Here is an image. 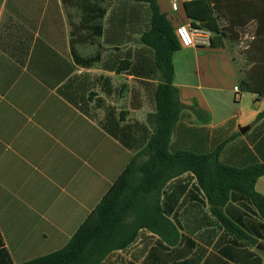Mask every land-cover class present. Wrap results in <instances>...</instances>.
Listing matches in <instances>:
<instances>
[{"label":"crops","instance_id":"obj_1","mask_svg":"<svg viewBox=\"0 0 264 264\" xmlns=\"http://www.w3.org/2000/svg\"><path fill=\"white\" fill-rule=\"evenodd\" d=\"M188 1L173 12L168 0H157L173 29L192 26L184 8ZM104 6L98 44L77 47L86 57L99 45L101 58L84 67L72 54L62 0H0V240L12 264L64 248L153 134L148 116L156 110L160 73L154 52L141 43L150 29L149 6L135 0H105ZM71 9L78 22L79 10ZM246 27L238 42L174 54V86L183 109L172 153L206 154L231 139L220 155L223 165L264 163V117L257 120L264 95L243 90L254 67L248 49L256 22ZM244 99L253 101V112L233 106ZM196 186L185 174L169 182L162 197L182 235L210 228L208 205L196 207L203 200ZM256 190L264 195V176ZM182 259L169 264L191 258ZM207 261L204 256L200 264ZM0 264H8L1 254Z\"/></svg>","mask_w":264,"mask_h":264},{"label":"trees","instance_id":"obj_2","mask_svg":"<svg viewBox=\"0 0 264 264\" xmlns=\"http://www.w3.org/2000/svg\"><path fill=\"white\" fill-rule=\"evenodd\" d=\"M104 1L62 0L70 19L71 50L77 65L91 67L101 58L99 45L93 55L86 57L78 53L77 47L96 46L103 36L107 12ZM135 1L149 6L150 29L142 35L141 43L154 52L160 73L155 92L156 110L148 116L154 126L153 134L64 248L22 264H104L116 252L128 250L142 233L157 237L162 249L178 248L184 235L170 218V205L163 203L162 197L167 195L168 183L185 174L195 178V190L203 197L202 201L198 200L192 192L191 197L199 202L196 207L208 205L210 218L227 231L215 244L218 255H211L209 261L215 258L217 264H250L251 261L261 264L254 253L239 248L242 247L239 241L253 245L256 239L251 233L262 238L260 230H264V223L251 231L242 216H234L229 210L238 206L242 214L244 210L251 211L264 222V195L256 190L257 181L264 176V163L242 169L223 165L220 155L231 139L206 154L171 152L172 135L183 109L179 90L174 86L173 56L182 46L166 15L160 12L157 0ZM71 8L79 10L78 22L73 21ZM184 8L193 27L201 26L213 33V48L224 47L227 41H240L246 26L256 22L254 39L248 49L254 67L243 83V90L264 95V0H191ZM258 73L263 74V79L256 78ZM196 113L201 112L196 110ZM262 117L264 112L257 120ZM213 222L208 220V226L212 227ZM3 245L0 240V254L12 264ZM182 255L183 252L165 254L154 247L146 263H176ZM196 257L181 264H200L204 253Z\"/></svg>","mask_w":264,"mask_h":264},{"label":"rangeland","instance_id":"obj_3","mask_svg":"<svg viewBox=\"0 0 264 264\" xmlns=\"http://www.w3.org/2000/svg\"><path fill=\"white\" fill-rule=\"evenodd\" d=\"M164 5L166 7V4ZM222 24L224 23L222 22ZM250 31V29H247L248 33ZM247 41H245V44L247 43ZM236 86L239 87V85ZM232 103L233 106H236V109L238 111H243L244 113H250L254 111L253 101H251L250 99H244L242 103L239 102L238 104H235L234 102ZM237 207L238 206L230 208L229 211L234 216H242V221L246 225L247 229L251 231L255 230L256 228L259 229L258 225L260 223H264L253 212L244 210L245 212L244 214H242V211H239V208ZM129 221H132V218L129 219ZM210 221L213 222L214 220L211 219ZM207 228L208 227L206 226L203 231L184 232L183 242L181 247L179 248L180 250L171 248H169L168 250L162 249L158 244L159 240L157 237H152L148 233H142L137 239V243L131 249L126 252H116L104 264H146V258L154 247H157L158 249L162 250L165 254H178L180 252H183V254L185 255L183 256V259L181 261H185L189 258L202 255L203 253L204 256L209 257L210 254H213V252L217 251L215 248V244L218 242V240H220L221 237L225 236V233L227 231L220 228L215 222H213V226L210 227L209 230H207ZM182 230H184L183 227ZM260 232L263 235L262 238H258L253 232L251 233V235L253 236L252 238L256 239L253 245H248L246 241H239V243L242 245V247L239 248H244L248 249L249 251L255 252L258 256L262 258L264 263V230H260ZM210 241L212 242L211 245Z\"/></svg>","mask_w":264,"mask_h":264},{"label":"built area","instance_id":"obj_4","mask_svg":"<svg viewBox=\"0 0 264 264\" xmlns=\"http://www.w3.org/2000/svg\"><path fill=\"white\" fill-rule=\"evenodd\" d=\"M181 1L182 0H168L173 12L178 11ZM175 32L180 40L182 48L211 47L213 33L201 26L193 27L191 25L180 24L176 27ZM245 38L248 40L249 35H246ZM235 91L238 92L239 87H235Z\"/></svg>","mask_w":264,"mask_h":264},{"label":"water","instance_id":"obj_5","mask_svg":"<svg viewBox=\"0 0 264 264\" xmlns=\"http://www.w3.org/2000/svg\"><path fill=\"white\" fill-rule=\"evenodd\" d=\"M246 130H247V128L246 129H240L241 133H244Z\"/></svg>","mask_w":264,"mask_h":264}]
</instances>
